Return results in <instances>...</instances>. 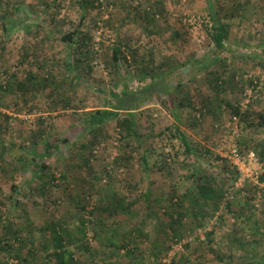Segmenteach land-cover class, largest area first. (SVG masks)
<instances>
[{"label": "rangeland", "instance_id": "374dc122", "mask_svg": "<svg viewBox=\"0 0 264 264\" xmlns=\"http://www.w3.org/2000/svg\"><path fill=\"white\" fill-rule=\"evenodd\" d=\"M220 25L228 30L225 53L210 37ZM76 30L84 45L72 52L63 37ZM116 46L128 59L119 66L113 61ZM212 73L227 82L219 100L207 80ZM125 86L128 95L117 101L112 93L122 94ZM186 92L194 110H181L179 123L166 101ZM227 102L247 119L234 117ZM114 105L133 106L140 141L121 139L110 121L97 132L99 143L82 149L91 136L80 117ZM263 124L264 0H0V217L8 216L0 230L8 220L16 228L32 222L28 234L35 247L29 248L40 259L46 252L38 230L58 218L66 222V245L78 264H264ZM174 125L187 133L197 154L185 155L179 140L169 141L166 130ZM41 132L71 145L49 162L68 180L46 196L32 173L33 137ZM234 147L245 157L257 154L258 182L240 183L228 159ZM123 153L131 159L120 160ZM84 156L91 160L83 168ZM193 174L225 200L214 217L212 209L205 220L189 216L177 241L166 227L165 199L182 196L186 207L195 205ZM112 193L136 202L132 213L112 218L95 211L98 222L107 219L104 230L87 223L82 236L77 200L85 199L91 212L102 202L106 206ZM153 197L164 199L153 206L157 211L149 208ZM0 263L20 264L14 253L1 254Z\"/></svg>", "mask_w": 264, "mask_h": 264}, {"label": "trees", "instance_id": "16d2710c", "mask_svg": "<svg viewBox=\"0 0 264 264\" xmlns=\"http://www.w3.org/2000/svg\"><path fill=\"white\" fill-rule=\"evenodd\" d=\"M212 31L213 32L211 33L210 37L217 50L225 53V42L228 36V30L226 26L220 25L219 27H214ZM81 36L82 35L79 33V30H76L71 34L65 35L63 37V40L70 43L69 47L72 52H76L78 50V47L81 48V45H84V43L79 44ZM127 60V56L124 54L122 48L120 46L114 47L113 61L115 62L116 66L122 65L123 61L128 62ZM77 63L80 62L77 61L76 66H78ZM69 68L71 73H73V64H70ZM142 74V79H145L147 77V73L144 71ZM210 76H212V78L210 79V77H208V83L210 84L211 90L215 94V99L219 100L220 96L225 91L227 82L221 81L217 73H212ZM28 81H30V79ZM31 82L35 84L34 80H31ZM18 85L20 86V89H24L25 87V85L22 83ZM127 90L128 87L125 86V91L122 92V94L115 95L112 93V96L115 97V99L118 101L123 96L128 95ZM189 95L190 94L186 92L185 96L183 97H178L177 99H174V97H169V99L166 101L167 109L179 123H182V117L180 114L181 110H194V104ZM174 103H176V106ZM226 105L228 106L234 117H237L240 120L247 119V113H243L239 106H233L229 102H227ZM205 107L210 112V109L208 108L209 106L207 105ZM132 108L133 106L125 110L121 109L120 105H114L110 108L85 112V114L80 117V123L83 131L87 133L88 136L90 135L91 138L88 141V145H82L81 148L86 150L91 147H95L96 144L99 143V136L97 132H99L101 135V130L103 129L104 125H106L110 121L116 123V127L121 134V139L126 141H134L135 139H137V141H140L141 136L139 134V130L135 121V113L132 112ZM40 122L41 124L43 123V121ZM166 131H171L170 135L168 136L169 138L171 136L169 141L172 142L173 139L179 140L180 144L184 148L185 155L194 156L195 154H197V152L194 153V147L190 144L187 133L182 130L181 127H179L178 125H174L171 128H167ZM166 131H163L162 133H160V135H166ZM43 133L44 132H41L39 134L34 133L33 138L37 139H35V141L33 142L34 146H32L31 154L35 161L32 169L33 176L39 177V179L42 180V184L39 187V193H41L43 196H46L49 195L48 193L50 192V190H54V188H62V183H66L68 180V177L64 173H61L59 174V176H57L56 173H54V171L52 170L51 164H49V162L57 155L63 153L64 149L70 147L71 145L68 139H62L57 136L42 138L41 135H43ZM40 137V142H38L37 140ZM131 145L132 144L127 143L125 146L131 147ZM142 154V160L144 164L149 167L147 160V151H143ZM122 156L123 157L120 158V160L131 159L130 154L127 155V153H123ZM90 160L91 158H86L84 156L82 163H80L82 164L81 166L83 168L88 167L90 164ZM189 179L198 186L196 190L197 193L195 198V205L192 204V206L186 207V202H184L182 196L177 199H175L176 196L170 199H165V204H168L165 205L166 209L164 212L168 219L166 227L171 229V234L173 238L177 239V241H180L182 238L180 236V230L183 231V228H185L186 222L184 221L189 216L193 217L194 221L196 222H198L200 219L205 220V218H207V214L205 213L206 210L212 209L209 212V215L211 217H214L216 211L219 209L220 204L223 202V200H225L223 193L216 190L215 187L212 186L208 181L202 180L204 179L202 176L197 177V175L193 174ZM58 181L61 183L57 184ZM65 189L68 190L69 188L66 187ZM84 191H87L89 193V191L91 190ZM101 192H103V190ZM69 196L72 201L75 200L72 193H69ZM117 196V193L109 194V196L107 197L110 198V202L106 206L105 202H102L100 208L94 207L91 212L87 211L88 203H85V199L80 198L79 200H77V206L81 209L83 216L80 218V234L82 236H87L85 232L87 223L99 225L98 227L101 230H104L107 219L102 218V220L98 222L96 215H94L95 211L99 213H110L112 218L114 216H116V218H118L119 216H129L132 213V209L136 202H128L125 198ZM146 196L147 195H145V197ZM148 200V202L150 203L149 208L155 209V211L157 210L156 208H153V206L155 207L164 201L162 197H153L152 200ZM231 205L232 202L228 204L227 208L231 209ZM111 210H113V212ZM86 213H89L92 216L88 221L85 220L84 217ZM6 219H8L7 214L0 217V221H4ZM65 223L66 222L64 220L57 218L52 219L39 228L38 233L39 236H41V242L39 243H41L42 250L46 252L45 257L40 259L38 254L36 253L37 249L33 250L32 248H29V245L35 247V241L32 240L30 234H28L29 229L31 231L32 222H27V224H24L22 228H16L14 223L8 220V223H6V225H4L0 230V255L3 253H7L11 256L12 253H14V257L19 260L20 264H78V262L73 258V253L66 245V236L69 235V230L66 228ZM258 233L259 231L256 229L255 234L257 235ZM166 235L168 236L169 234L166 233ZM110 237L111 239H113L112 235H110ZM164 239L166 238H163L162 240ZM256 242L257 241H253L252 244ZM156 243L161 245L163 249H167L165 247V241L162 243V241L159 239L156 240ZM210 243L212 244L213 242L209 240V244ZM111 244L115 246V243H113L112 240L110 241V245ZM160 254L161 252L157 256V258L160 256Z\"/></svg>", "mask_w": 264, "mask_h": 264}, {"label": "built area", "instance_id": "2783aa9c", "mask_svg": "<svg viewBox=\"0 0 264 264\" xmlns=\"http://www.w3.org/2000/svg\"><path fill=\"white\" fill-rule=\"evenodd\" d=\"M231 167L241 177L240 183L244 179L258 182L261 173L259 172L260 160L254 152H250L248 156H243L240 150L236 147L232 148L228 157Z\"/></svg>", "mask_w": 264, "mask_h": 264}]
</instances>
